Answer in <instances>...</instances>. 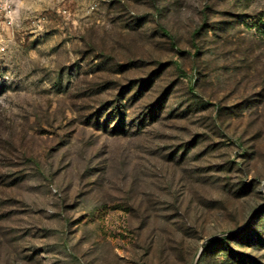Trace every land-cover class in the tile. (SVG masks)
Returning <instances> with one entry per match:
<instances>
[{
	"label": "rangeland",
	"instance_id": "374dc122",
	"mask_svg": "<svg viewBox=\"0 0 264 264\" xmlns=\"http://www.w3.org/2000/svg\"><path fill=\"white\" fill-rule=\"evenodd\" d=\"M0 264H264V0H0Z\"/></svg>",
	"mask_w": 264,
	"mask_h": 264
}]
</instances>
